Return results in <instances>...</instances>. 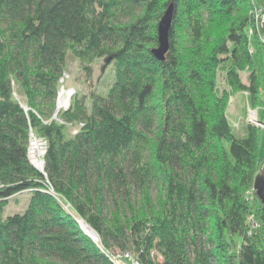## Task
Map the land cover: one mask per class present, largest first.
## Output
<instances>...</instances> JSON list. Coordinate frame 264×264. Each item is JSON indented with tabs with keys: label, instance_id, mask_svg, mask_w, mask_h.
<instances>
[{
	"label": "trees",
	"instance_id": "1",
	"mask_svg": "<svg viewBox=\"0 0 264 264\" xmlns=\"http://www.w3.org/2000/svg\"><path fill=\"white\" fill-rule=\"evenodd\" d=\"M254 13L264 18V0H0V264H117L125 253L138 264H264L252 189L264 130L237 136L226 117L236 92L264 107ZM68 57L87 76L105 58L114 80L104 94L74 91L55 114ZM31 138L45 142L43 172ZM22 191V212L3 216Z\"/></svg>",
	"mask_w": 264,
	"mask_h": 264
},
{
	"label": "rangeland",
	"instance_id": "2",
	"mask_svg": "<svg viewBox=\"0 0 264 264\" xmlns=\"http://www.w3.org/2000/svg\"><path fill=\"white\" fill-rule=\"evenodd\" d=\"M254 19L256 25L263 26L264 18L262 15H258L254 13ZM252 29L249 28L248 32L251 33ZM91 67V75H86V70L83 68V65L79 62V60H73L71 57H68L66 62V71L61 75V80L59 79V91L57 93V97L61 94L62 91L68 89L67 101L70 103L71 96L74 91L78 92V94H85L86 97H89L91 91L104 94L108 90L109 86L112 84L114 80V71L113 66L110 61L105 58H94L91 62L88 63ZM247 71L240 72V77L243 82L247 81ZM217 86L218 89H227V85L225 82V73L224 71H218L217 73ZM18 100H22L19 95L15 96ZM56 97V100H57ZM64 98L60 96V99ZM69 106V104H68ZM63 110V108H57V104H55V114ZM261 111L264 113V107L258 106L253 107L249 104L246 93L245 92H236L232 94L228 99V104L226 108V117L229 120V123L233 127V131L237 136H242L246 132V125L253 124L261 127L264 130V119L263 122L260 123L258 121L259 114ZM54 114V115H55ZM250 114L252 115V121L249 120ZM77 125L72 126L68 125V132L71 133L72 129L76 128ZM36 142L37 147L41 148L44 141L39 139L31 138ZM30 140V143H31ZM29 143V147H30ZM38 148V150H39ZM38 159L42 160L41 155H37ZM43 161V160H42ZM264 164L262 165V167ZM29 197L28 191H22L14 194L9 197L5 207L3 208L2 215L7 216L13 213H20L25 208ZM255 225V223H254ZM236 245L239 244L238 238H236ZM131 257V256H130ZM132 258V257H131ZM122 259V258H121ZM125 264H132L130 258L124 257L122 260Z\"/></svg>",
	"mask_w": 264,
	"mask_h": 264
},
{
	"label": "water",
	"instance_id": "3",
	"mask_svg": "<svg viewBox=\"0 0 264 264\" xmlns=\"http://www.w3.org/2000/svg\"><path fill=\"white\" fill-rule=\"evenodd\" d=\"M173 16V4L169 3L166 7L165 11L163 12L162 16L160 17L157 23V45L151 49V53L153 56L158 60H163L165 57L166 52L169 49V28L171 25V20ZM37 168L36 166H34ZM38 169V168H37ZM40 172H43V161H42V169H38ZM252 189L255 197L259 200L260 204L262 205V210L264 212V166L260 167L258 171L255 173L253 178ZM81 229L83 221L81 219H77ZM90 228V227H89ZM93 232V235H89L92 239L96 240V234Z\"/></svg>",
	"mask_w": 264,
	"mask_h": 264
},
{
	"label": "built area",
	"instance_id": "4",
	"mask_svg": "<svg viewBox=\"0 0 264 264\" xmlns=\"http://www.w3.org/2000/svg\"><path fill=\"white\" fill-rule=\"evenodd\" d=\"M258 15H259V14H258ZM61 79H62V78H61ZM61 79H60V80H61ZM68 93H69V92H68V89H66V90H64L63 93H61V94L58 95L57 100H56L57 108H63V110H65V109L68 108V104H69V103H68L67 100H66V103H64V104L60 103V100H62V99H64L65 97L68 96ZM62 95H64V98H61V99H60V96L62 97ZM59 104H60V105H59ZM252 119H253V117H252V115L250 114V116H249V120L252 121ZM71 133H72V134L76 133V128L72 129ZM34 139H35V138H34ZM44 151H45V142H43L42 147L39 148V152H40V155H41V156H43ZM28 158H29V161H30V163H31L32 165H34L33 162H36V161H40V162L42 163V160H41V159H38V157H34V156L30 153V147L28 148ZM253 224H254V223H253ZM124 257H126V258H130L131 261H132V264H138L137 260L134 259V258H131L130 255H129L128 253H125L123 256H119V255L115 256V257H114L115 262H116L117 264H125L124 262L121 261ZM121 258H122V259H121Z\"/></svg>",
	"mask_w": 264,
	"mask_h": 264
},
{
	"label": "bare ground",
	"instance_id": "5",
	"mask_svg": "<svg viewBox=\"0 0 264 264\" xmlns=\"http://www.w3.org/2000/svg\"><path fill=\"white\" fill-rule=\"evenodd\" d=\"M63 92L64 91H62L61 93H63ZM66 100H67V97H65L64 99L60 100V103L64 104V103H66ZM38 148L39 147H37L36 142H34V140H31L30 153L34 157H36L37 155H40V152H39ZM33 164H34L33 166H36L38 169H40V170L42 169V163L40 161L33 162ZM82 228L87 234L93 235V232L90 230V228L85 223H82Z\"/></svg>",
	"mask_w": 264,
	"mask_h": 264
}]
</instances>
